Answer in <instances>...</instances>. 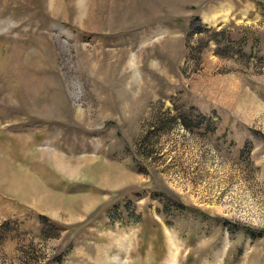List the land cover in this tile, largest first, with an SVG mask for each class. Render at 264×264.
<instances>
[{
  "label": "rangeland",
  "instance_id": "374dc122",
  "mask_svg": "<svg viewBox=\"0 0 264 264\" xmlns=\"http://www.w3.org/2000/svg\"><path fill=\"white\" fill-rule=\"evenodd\" d=\"M0 264H264V0H0Z\"/></svg>",
  "mask_w": 264,
  "mask_h": 264
},
{
  "label": "trees",
  "instance_id": "16d2710c",
  "mask_svg": "<svg viewBox=\"0 0 264 264\" xmlns=\"http://www.w3.org/2000/svg\"><path fill=\"white\" fill-rule=\"evenodd\" d=\"M196 26H199V21H198V19H197V20L195 21V23H194V29H195ZM211 30H212V31H215V28H212ZM193 31H194V30H193ZM218 43H219V42H218ZM224 53H226V52L223 51V54H224Z\"/></svg>",
  "mask_w": 264,
  "mask_h": 264
},
{
  "label": "bare ground",
  "instance_id": "6f19581e",
  "mask_svg": "<svg viewBox=\"0 0 264 264\" xmlns=\"http://www.w3.org/2000/svg\"><path fill=\"white\" fill-rule=\"evenodd\" d=\"M175 253V252H174ZM172 258V257H171ZM176 260H175V256H173V258H172V263L173 262H175Z\"/></svg>",
  "mask_w": 264,
  "mask_h": 264
}]
</instances>
